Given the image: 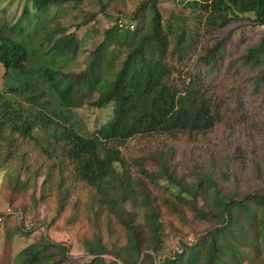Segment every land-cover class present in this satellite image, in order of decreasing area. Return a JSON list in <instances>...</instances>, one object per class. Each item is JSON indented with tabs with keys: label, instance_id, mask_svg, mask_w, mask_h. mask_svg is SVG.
Masks as SVG:
<instances>
[{
	"label": "trees",
	"instance_id": "trees-1",
	"mask_svg": "<svg viewBox=\"0 0 264 264\" xmlns=\"http://www.w3.org/2000/svg\"><path fill=\"white\" fill-rule=\"evenodd\" d=\"M24 1L31 2V9L25 5L12 25L0 23V66L9 82L4 86L6 94H0V150L5 163L15 159L32 179L43 178L36 203L52 200L57 218L69 211L64 220L79 214L80 220L96 229L90 239L82 235L86 255L92 258L74 264H97L102 255L111 257L105 264H183L187 250L196 254L195 259L194 255L189 257V263L185 261L188 264H195L198 254L203 255L198 264H240L242 255L234 247L239 243H248L255 250L260 244L264 252V182L242 193L223 191L221 183L229 177L234 179V171L229 168V158L219 155L221 133L228 135L234 128L249 124L264 134V115H257L258 110L264 114V0H179L191 11L194 23L190 29L184 24L171 36L161 24L158 0H146L130 20L122 21V26L118 25L120 17L113 18L83 71L65 75L53 69L52 61L68 62L77 51V40L60 24L54 23L44 32V40L50 44L45 54L49 66L34 63L31 57L42 48L39 35L45 30L44 24L54 21L63 6L74 9L84 0ZM100 1L96 3L103 13L105 6ZM52 9L53 15L49 16ZM141 10L147 12L142 32L130 23ZM245 15H251V24L261 27L263 33L255 45L229 57V35L220 37L218 33L241 22ZM187 31L190 34L186 36ZM33 35L34 45L30 41ZM24 38L27 42H22ZM119 56L122 59L115 68L113 63ZM21 67L25 68L23 72ZM236 75L247 86V96L258 99L256 106L231 99L235 91L226 86ZM36 82L56 89L54 99L61 110L54 119L33 110L41 97ZM17 93L25 95L30 105L25 108L17 103ZM85 103L93 109L110 107V113L102 125L81 134L79 127L68 124L65 113ZM36 127L41 130L40 139L31 134ZM130 140L152 144L151 162L156 171L148 177L168 195L162 203L172 209L188 207L195 220L208 225L189 246L180 240L179 251L171 256L157 259L161 244L158 205L145 184L133 178L124 166L121 151ZM19 141L28 142L36 155L27 157L18 149ZM175 144H196L200 151L188 171L191 182L178 177L174 165H170ZM260 148L264 152V146ZM239 152L234 149L233 158L236 154L239 157ZM247 156L253 170L262 162L264 170V157L255 165L254 154L249 152ZM141 159L135 164L142 165ZM198 199L201 207L196 205ZM143 205L149 208V229L155 239L152 247L134 219V211ZM20 213L23 215V211ZM22 215L14 229L19 236L31 233L34 227L32 224L25 230L24 225L30 222ZM111 217L126 233L127 249H120L100 234V228L106 230L107 238L113 234ZM6 248L0 264H8ZM224 254L229 259L222 260ZM16 257L12 264H62L67 259V248L40 236ZM258 260L257 264H264V256Z\"/></svg>",
	"mask_w": 264,
	"mask_h": 264
},
{
	"label": "rangeland",
	"instance_id": "rangeland-1",
	"mask_svg": "<svg viewBox=\"0 0 264 264\" xmlns=\"http://www.w3.org/2000/svg\"><path fill=\"white\" fill-rule=\"evenodd\" d=\"M144 1L146 0H101V5L105 6L103 13L99 11V4L96 3V0H84L83 4L74 9H72L71 5L63 6L62 11L57 12L54 21H47V23L44 24L45 30H42V35H39L42 40V48L39 47V54L31 57L32 60L36 61L34 63H42V65L46 64V66H49L45 63V57L49 60V56H45V54L50 44L46 43L44 40V32H47L54 23H58L62 28L66 29V33H73L75 35L77 40V51L72 58L70 56L68 62L53 60L51 66L54 70L64 75L69 73L77 74L83 71L92 50L101 42L104 36V30L112 25L113 18L118 16L121 22L124 21V19L130 20L132 13L136 11L139 5ZM25 5L28 7V10L31 9V2L24 0H0V23L7 22L8 25L14 24L19 17L21 9ZM156 7L161 16V24L169 36L180 31L184 24L188 26V29L192 28L191 26H193L194 22L193 20L191 21V11L183 8L179 0H174V3L169 0H158L156 2ZM53 12L54 9L50 10L48 15H53ZM89 16H94V18L90 20ZM250 19L251 15H245L241 22L228 25L219 31L218 36L220 37L229 35V57L242 54L246 48L255 45L259 41L263 29L252 25ZM126 22L127 21H125V23ZM130 23L133 26L136 25L141 32L144 31L147 25V12L141 10L137 13L136 20L130 21ZM189 34V31H187L186 36ZM41 40L38 42L41 43ZM30 41L33 45L35 44V35L32 36ZM188 41L189 38L186 39V43H188ZM22 42H27V39L24 38ZM38 42L37 44H39ZM199 45L200 42L198 43V49ZM121 59L122 56H119L117 59L115 58L114 63L112 62L115 68H117L118 62ZM167 63L171 64V59H168ZM24 70V67L20 68V72ZM8 76H11V73H9ZM247 82L250 85L251 81L247 80ZM7 84L9 85L8 78L3 77V69L0 66V94H6L7 91L4 86ZM221 84L218 85V87H220ZM36 86L37 90L41 92V97L33 106V110L42 112L45 116L54 119L61 110L54 99L56 89L47 84L41 85L38 82H36ZM226 87H233L232 89L235 91V93L231 95V97L233 96L231 99L237 98L240 102L245 101L247 105L252 107L257 105L258 99L253 96H247V86L242 83V79L239 75L232 77ZM235 94L237 95L234 96ZM33 95L36 94L33 93ZM224 97H230V95L224 94ZM15 99L17 103L25 108L30 105V103L24 100L25 95L17 93ZM109 113L110 107L93 109L88 107L87 103H85L80 108L71 110L68 114L66 112L65 117L68 118V124H74L76 127H79V132L84 134L102 125L108 119ZM257 115L263 117L264 114L262 110H258ZM31 134L38 139L41 138V130L38 127L32 130ZM219 137L222 141V150L221 152L219 151V155H225L227 159L229 158V168L234 171V179L229 177L224 184L223 182L221 183L222 190H234L235 192L242 193L253 186V184L264 182L263 162L259 166H255L253 170V166H251L252 164L247 158V154L252 152L256 160L255 165L261 163L264 157L263 149L260 148L264 146V134L262 131L259 129L256 130L251 125L246 124L234 128L231 134L225 135V133H221ZM18 144H20L18 149L22 152H26L27 157H32L33 154L36 155L35 149L30 146L28 142L19 141ZM210 146L212 147V145H209V147ZM195 147H197L196 144L174 145L175 151L172 157L173 160L171 161L173 164L170 165H174V172L176 175L178 177L182 176L186 182L192 181V178L188 176V171L192 162L196 161L200 153ZM211 147L210 151H212ZM236 148H238L241 153L239 152V157H237L236 154V157L233 158V152ZM153 149L152 144L144 140H130L126 143L121 152L126 170L133 178H138L145 184L151 196L155 197V202L158 205L157 221L160 228L159 239L161 241L160 249L157 252L158 259L171 256L176 250L179 251L177 243L180 240L189 246L192 240H194V236L200 234L208 225L203 221L195 220L188 210V207L177 206V209H172L162 203V199L169 198L168 195L163 193L160 185L148 177V175L152 176L156 171V165L151 162V152ZM140 158H142V165L135 164L136 160ZM42 179V177L32 179L26 174L25 170L22 169L20 162L15 159H12L9 163H5L2 150H0V214H2L5 209L9 208L12 214L8 216H13L5 217L0 223V253L2 251V244H5L4 239H9L11 244L8 246L10 248L8 264H12L17 258V253L35 242L40 236H44L53 243H61L66 246L67 259L62 264L86 263L92 257L86 255L84 245L82 244V235L90 239V237H93V235L97 233L96 229L94 226H89L83 220H80L79 214H77L74 219L64 220L66 215L69 214V211L63 212L61 217L57 218L55 205L52 203V200L36 203L40 194ZM196 205L201 207L202 202L198 199L196 200ZM126 208L130 209V211H134L132 210L134 209L132 206H126ZM148 209L149 208L143 205L142 209L134 211V219L135 223L143 229L144 239L152 247L154 246L155 239L152 238V230L149 229L150 220L148 217ZM21 211H23V215L20 213ZM13 212H19L26 221L30 222L27 224L30 226H24L25 230L31 229L33 224L34 227L31 233L19 236L14 230L13 232L12 230H10L11 232L5 230L6 225L11 227L10 229H12V227L15 229L16 226L19 225V218L17 219ZM109 221L112 224L111 228L113 234L107 238L108 234L103 228H100V234L104 239L106 237L108 242H113L118 245L120 249H127L128 238L126 233L121 230V227L116 223L113 217H111ZM15 223L16 225L14 228ZM243 224L245 226L247 225L245 221H243ZM4 230L5 234H3ZM187 238H190V241H188ZM108 247L111 248V244H109ZM234 247L237 248V251L242 255L240 264H257L259 261L258 259L264 256L260 244H258V250H255V248L248 243H239ZM192 252V250L186 251L183 264H188V260H192L189 258L192 255H194V259L196 258V254ZM2 256L3 254L0 255V262ZM202 257V254H198V260H196L195 264H198L197 261L201 263ZM222 257V260H227L228 258L225 254L222 255ZM110 259L111 257L108 255H102L99 257L97 264H105L106 261ZM185 261H188V263Z\"/></svg>",
	"mask_w": 264,
	"mask_h": 264
},
{
	"label": "crops",
	"instance_id": "crops-1",
	"mask_svg": "<svg viewBox=\"0 0 264 264\" xmlns=\"http://www.w3.org/2000/svg\"><path fill=\"white\" fill-rule=\"evenodd\" d=\"M14 213V215H15V217H17L16 216V214H19V212L17 213V212H13ZM20 215V214H19ZM7 217H13V216H6V218ZM3 219H5V217L4 218H2V220ZM17 219H18V217H17ZM15 225H16V223L14 224V228H15ZM6 227V231H10V230H12V232H13V227H12V229H10L11 227H8L7 225L5 226ZM5 230L3 231V234H5ZM11 232V231H10ZM17 237V236H16ZM5 240V244L3 243L2 245V251H1V253H0V255H2V252H3V249L5 248V245L8 247L9 246V244H11V242L9 241V239L7 240V239H4ZM7 249V251H8V256L10 255V248L8 247V248H6ZM2 259V258H1Z\"/></svg>",
	"mask_w": 264,
	"mask_h": 264
},
{
	"label": "built area",
	"instance_id": "built-area-1",
	"mask_svg": "<svg viewBox=\"0 0 264 264\" xmlns=\"http://www.w3.org/2000/svg\"><path fill=\"white\" fill-rule=\"evenodd\" d=\"M118 25H119V27H120V26L123 25V23H122L121 21H118ZM130 28H131V27H130ZM10 214H12L11 211H10V209H9V208L5 209V210L3 211V213L0 214V223H1V221H2V218L6 217V216H8V215H10ZM16 216H17L19 219L21 218V215L19 216V214H16ZM24 226L26 227V226H30V225L25 224ZM187 240L190 241V238H187Z\"/></svg>",
	"mask_w": 264,
	"mask_h": 264
}]
</instances>
